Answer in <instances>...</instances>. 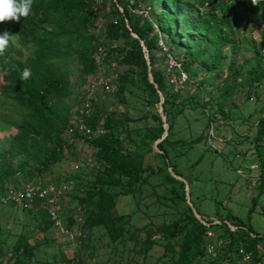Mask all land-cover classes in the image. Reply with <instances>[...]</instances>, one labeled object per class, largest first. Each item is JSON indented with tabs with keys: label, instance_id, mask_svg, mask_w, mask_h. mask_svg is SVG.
Listing matches in <instances>:
<instances>
[{
	"label": "trees",
	"instance_id": "16d2710c",
	"mask_svg": "<svg viewBox=\"0 0 264 264\" xmlns=\"http://www.w3.org/2000/svg\"><path fill=\"white\" fill-rule=\"evenodd\" d=\"M109 1L111 18L105 19L101 27L93 0H33L31 14L27 18H21L18 23H0V34L7 31L15 35L4 53L0 54L1 118L4 126L14 130L0 136V195L8 190V186L18 188L19 183L45 179V183L54 184L55 181H50L48 177L51 166L61 159L71 158L73 151L70 139L80 137L92 149L93 173L86 177L79 173L71 174L75 170L69 169L68 174L71 175L61 177L60 182L70 184L64 199L61 198V211L57 213L61 222L62 217L66 218L65 229L75 221V217L69 212L68 216L63 214L62 205L70 195V202H75L80 210L79 226L82 229L99 227L111 243L119 242L124 245L126 241H131V246L127 249L128 259L135 254L144 257L154 246H159L161 255L157 257L158 264H221L225 260H237L238 249L242 248L250 252L248 264H258L264 252V235H258L246 227L230 212L221 215L216 211L214 217H204L202 223L193 216L186 203L170 222L146 229L143 238L138 239L139 228L129 232V218L117 213L115 205L120 195L132 193L147 183L148 178L155 173L151 165L143 166L140 161L135 160L136 153L133 154L129 146L130 143L151 144L162 135V122L157 113L152 114L157 125L145 126L140 135L139 129H128L126 117L116 118L111 111L105 112L102 132L93 137L86 138L77 131L66 136L64 130L76 120L74 116L81 99V94H78L72 100H66L71 92L68 78L71 63L76 61L79 79L86 81L97 68V48L104 46L106 41L113 40L117 43L110 47L108 53L114 57L115 64L124 67V71L117 75L115 84L118 100L124 102L125 84L129 77L135 75L142 88L158 102L155 88L146 77L147 65L138 41L141 38L147 49L152 79L162 93V110L166 116L167 133L156 144L160 150L158 155L176 175L185 179L188 187L192 178H187L179 171L176 162L171 160V149L201 140L204 142L205 139L209 141V134L206 131L187 141L171 140L173 118L180 113L181 107L174 112L168 108L176 104L178 92L193 79L191 77L200 78L193 69L198 65L204 69L203 75H207L203 77L207 86L203 88V85L192 80L195 82L192 97L205 119L204 127L211 128L214 120L226 115L223 106L235 90L231 75L235 78L240 67L231 75L224 72L221 85L214 84L224 56L221 54V47L228 43L236 46L239 42L233 36L237 25L235 10L259 11L264 14V0H259L257 6H253L251 0H141L146 2L145 5H140V0ZM136 10H146V15ZM124 18L130 30L125 26ZM95 28H98L97 32L94 31ZM131 31L138 38L131 36ZM159 39L167 47L170 56L176 60H179V55L182 57L181 67L187 74V79L181 90L173 91L168 83L165 71L166 52L158 46ZM249 43L252 51L262 58L258 48L260 44H264V40L260 41L257 49L253 40ZM174 49L177 51L174 52ZM158 55L161 56L163 70L159 68L160 63L156 62ZM232 62L233 60L229 63L230 66ZM25 68L31 70V76L26 80L21 79ZM170 71L176 72L174 68ZM262 74L263 72L254 76L252 82L261 81ZM213 87L219 89L216 99L210 95ZM196 89L198 93L195 92ZM97 119L98 115L92 112L82 118V122L95 128ZM131 131H135V136L130 134ZM259 141H264V115L257 121L253 137L254 143ZM63 146L66 151L62 150ZM205 146L206 149H212L208 144ZM201 159L202 153L191 164L198 163ZM259 168L256 189L257 195H262V199L252 196L247 213H252L261 204L258 213L264 216V161L260 162ZM159 169L160 167L157 168L158 171ZM163 179L170 182L172 199H185L184 182L171 176L168 170ZM190 196L189 194L188 199L194 206ZM214 204L217 206L220 203L214 200ZM32 208L33 214L38 213L45 223L52 222L46 211L38 207L37 202L33 203ZM194 208L199 213L195 206ZM45 223L40 227H46ZM206 231H211L212 237L207 236ZM208 243L215 247L213 257L206 253ZM37 246L36 241L28 240L26 232L17 234L7 247L0 235V264H28ZM5 254L8 256L4 258ZM72 259L74 258L70 259L71 262Z\"/></svg>",
	"mask_w": 264,
	"mask_h": 264
},
{
	"label": "rangeland",
	"instance_id": "374dc122",
	"mask_svg": "<svg viewBox=\"0 0 264 264\" xmlns=\"http://www.w3.org/2000/svg\"><path fill=\"white\" fill-rule=\"evenodd\" d=\"M139 4L145 5L146 2L140 0ZM94 9L101 27L105 19L111 18L110 1L100 0L95 4ZM235 13L237 25L233 36L238 38L239 42L236 46L228 43L221 47V54L224 56L221 58L218 77L214 81V84L221 85L224 72H229L228 74L231 75L240 67L235 78L231 75L235 90L223 106L226 115L214 120L211 128L204 127L205 119L201 116L198 105L193 102L192 96L195 83L193 81L196 80L197 84L206 88V79L203 77L207 75H203L202 67L195 65L193 69L200 78L191 77L193 79L178 92L175 98L176 104L168 108L174 112L181 107L180 113L173 118L170 138L187 141L207 131L209 141L205 139L204 142L201 140L190 145L173 147L171 160L176 162L180 172L188 176L187 178H192V182L187 187L188 197L190 194L202 218L211 219L216 215V211L221 215L230 212L246 227L251 228L258 235H264V216L258 213L261 204L256 206L252 213H247L252 196H256L258 200L262 199V195H257L256 187L260 162L264 161V141L254 143L253 137L257 129V121L264 115V57L260 58L255 54L249 42L253 40L257 49L260 41L264 40V14L259 11L243 10H235ZM97 30L98 28L94 29L95 32ZM116 44L113 40L106 41L105 45L100 47L96 60L97 68L86 81H80L76 61L71 63L72 68L68 75L71 92L66 100H72L74 96L80 94L87 82H95L101 76L107 80V87L96 86L89 111L90 114L95 112L98 115V127L103 126L105 112L111 111L116 118L126 117L128 129L137 128L140 135L145 126L157 125V120L152 115L158 114L157 101L142 88L135 75L129 77L125 84L124 102L118 100L115 84L117 75L124 71V67L115 64L114 57L108 53L110 47ZM181 58L179 55L178 59L182 60ZM231 60L233 62L230 66ZM160 61L162 59L158 55L156 62L160 63L159 68L163 70L164 66ZM262 72L261 81L252 82L254 76ZM195 92L198 93V90L196 89ZM218 93L219 89L214 87L210 91V95L215 99ZM71 114L73 116L74 112ZM209 114L211 115V110ZM2 115L0 109V136L6 132H14L13 129L3 125ZM130 134L135 136V131H131ZM70 140L73 151L71 158L57 161L51 166V172L48 174L50 181H55L54 184H58L64 175L79 173L89 177L93 173L91 147L83 141V138L76 137ZM152 143L144 145L130 143V150H133V154L136 153L135 160L140 161L143 166L151 165L155 173L148 178L147 183L132 193L120 195L115 205L117 213L129 218V232L139 228L138 239L143 238L146 229L170 222L186 204L185 199H172L170 182L163 179L167 165L152 148ZM206 144L212 149H206ZM149 147L151 149L148 150ZM200 153H202L201 161L191 164ZM75 161L78 163V168L68 174L69 164ZM41 183L45 184V179H42ZM10 187L8 186V189ZM69 197L70 195L63 203L64 206L62 205L63 214L68 216L69 212L75 217V221L67 229L64 227L67 220L62 216V222L58 219L60 224H55L53 221L45 223L38 213L33 214V208L27 211L18 207L1 206L0 235L4 239L5 246H9L17 234L26 232L30 242L38 243L28 264H158L157 257L161 255L159 246H154L145 253L144 257L135 254L128 259L127 249L130 248L131 241H126L124 245L119 242L111 243L99 227L82 229L79 226L80 210L77 209L75 202H70ZM214 200L220 204L216 206ZM59 204H62V200H59ZM44 223L46 227L41 228L40 225ZM230 226L234 229V226ZM7 256L8 254H5L4 258ZM71 258H74L72 262Z\"/></svg>",
	"mask_w": 264,
	"mask_h": 264
},
{
	"label": "built area",
	"instance_id": "2783aa9c",
	"mask_svg": "<svg viewBox=\"0 0 264 264\" xmlns=\"http://www.w3.org/2000/svg\"><path fill=\"white\" fill-rule=\"evenodd\" d=\"M95 4H98L100 0H93ZM138 13H143L146 15V10H136ZM158 46L166 52L167 64L165 71L169 85L173 91L181 90L184 87V83L187 79V74L181 67L180 60H176L173 57H170V54L167 53V47L164 45L162 40H158ZM98 54L100 53V47L97 48ZM259 54L264 57V44L259 45L258 48ZM97 54V57L99 56ZM175 69L176 72H171L170 70ZM107 80L99 76L95 82H87L85 87L81 90V99L77 107V113L74 117L76 120L66 126L64 134L66 136L71 135L72 132L77 131L80 135L85 136L86 138L93 137L102 132L101 128L98 125L95 128H90L82 122V118L90 115V106L91 101L94 97L96 86L100 88L107 87ZM84 116V117H83ZM63 151H66V147L63 146ZM78 168V163L71 162L69 164V169L76 170ZM42 181L37 180L35 182H26L21 183L18 188L10 187L7 191L0 195V205L10 204L15 207H20L22 209H29L32 207L33 203L37 202L38 207H41L46 211L50 220L55 224H60L58 222V215L60 209L59 200L65 197V193L70 189V184L64 182H58V184L53 183H41ZM64 199V198H63ZM215 222V221H214ZM206 235L212 237L211 231H206ZM206 253L208 256L213 257L215 255V247L213 244L208 243L206 245ZM250 254V252L243 250L242 248L238 249L237 260L230 262L228 260L223 261L221 264H248L249 260H245V256ZM258 264H264V252L262 253Z\"/></svg>",
	"mask_w": 264,
	"mask_h": 264
},
{
	"label": "clouds",
	"instance_id": "9594fccd",
	"mask_svg": "<svg viewBox=\"0 0 264 264\" xmlns=\"http://www.w3.org/2000/svg\"><path fill=\"white\" fill-rule=\"evenodd\" d=\"M253 6H257L259 0H251ZM33 0H0V23L19 22L21 18H27L31 14ZM15 35L5 31L0 34V54H3L7 48L9 41ZM31 76V70L25 68L22 72L21 79H28ZM250 254L245 256V260H249Z\"/></svg>",
	"mask_w": 264,
	"mask_h": 264
},
{
	"label": "water",
	"instance_id": "95a60500",
	"mask_svg": "<svg viewBox=\"0 0 264 264\" xmlns=\"http://www.w3.org/2000/svg\"><path fill=\"white\" fill-rule=\"evenodd\" d=\"M118 9L120 11H122V8L118 6ZM124 22H125V26L127 27V29L130 30V26L129 24L127 23V20L126 18H124ZM131 36L135 37V38H138V36L134 33V32H130ZM138 41H139V44L144 52L143 56H144V59H145V62H146V77H147V80L148 82H150L153 87L155 88V91L157 93V96H158V102H157V111H158V115L160 117V120L162 122V128H163V132H162V135L157 138L156 140L153 141L152 143V148H154L157 152H160V150L158 149V147L156 146L157 142H159L167 133V123L165 121V114L162 110V101H163V97H162V93L160 92V90L157 88L156 86V83L153 81L152 79V75H151V70H150V64H149V58H148V53H147V49H146V46L144 45L143 43V40L141 38H138ZM167 170L168 172L170 173L171 176L175 177L176 179H179L181 180L182 182H184V197H185V200H186V203L188 204V206L190 207L191 209V212L193 214V216L198 219L200 222L204 223V220L203 218L196 212L194 206L191 204V202L189 201L188 199V188H187V185H186V182H185V179L183 177H181L180 175H176L169 166H167Z\"/></svg>",
	"mask_w": 264,
	"mask_h": 264
}]
</instances>
